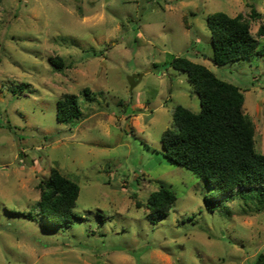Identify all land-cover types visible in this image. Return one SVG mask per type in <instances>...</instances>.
<instances>
[{
  "label": "rangeland",
  "instance_id": "1",
  "mask_svg": "<svg viewBox=\"0 0 264 264\" xmlns=\"http://www.w3.org/2000/svg\"><path fill=\"white\" fill-rule=\"evenodd\" d=\"M217 12L244 16L256 32L264 0H0V264H252L264 255V211L228 199L209 213L210 188L162 145L177 106L200 111L187 74L170 65L185 57L241 89L264 154V56L215 65L207 18ZM133 75L142 77L131 89ZM66 93L79 97V121L57 120ZM53 168L80 187L71 227L26 217ZM161 185L177 201L152 225L146 203Z\"/></svg>",
  "mask_w": 264,
  "mask_h": 264
},
{
  "label": "trees",
  "instance_id": "2",
  "mask_svg": "<svg viewBox=\"0 0 264 264\" xmlns=\"http://www.w3.org/2000/svg\"><path fill=\"white\" fill-rule=\"evenodd\" d=\"M261 16L251 8L252 21ZM207 27L215 65L264 56V49H260L264 23L253 32L250 20L244 16L217 12L207 18ZM50 63L58 70L64 66L60 57L50 58ZM170 65L187 74L200 99V111L195 113L181 105L175 108L172 125L162 135L166 156L195 172L210 188L204 196L209 213L216 212L228 199L242 200L245 206L263 212L264 154L256 149L255 128L246 114L244 93L188 58L176 57ZM84 95L90 100L91 91L85 89ZM81 118L79 97L63 94L57 104V120L69 123ZM39 188L40 199L27 213L28 219H42L53 227H71L79 219L75 212L80 195L78 183L53 168ZM176 201V193L161 185L147 199L146 219L157 225L169 216ZM252 264H264V255L259 254Z\"/></svg>",
  "mask_w": 264,
  "mask_h": 264
},
{
  "label": "water",
  "instance_id": "3",
  "mask_svg": "<svg viewBox=\"0 0 264 264\" xmlns=\"http://www.w3.org/2000/svg\"><path fill=\"white\" fill-rule=\"evenodd\" d=\"M142 75H133L131 77H129L128 81L130 84L131 89L134 88L135 84H136V80L141 79Z\"/></svg>",
  "mask_w": 264,
  "mask_h": 264
}]
</instances>
